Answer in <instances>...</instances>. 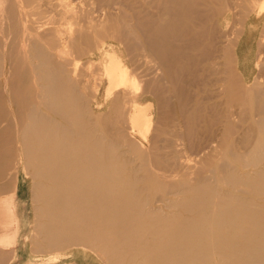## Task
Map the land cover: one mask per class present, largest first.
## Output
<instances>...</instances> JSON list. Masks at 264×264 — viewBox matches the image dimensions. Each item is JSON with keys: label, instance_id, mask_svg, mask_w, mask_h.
Segmentation results:
<instances>
[{"label": "bare ground", "instance_id": "6f19581e", "mask_svg": "<svg viewBox=\"0 0 264 264\" xmlns=\"http://www.w3.org/2000/svg\"><path fill=\"white\" fill-rule=\"evenodd\" d=\"M43 1L0 0L3 262L21 173L39 204L38 247L80 246L115 264H264V0ZM225 17L231 32L218 30ZM227 54L252 84L230 69L217 110L207 86L221 83ZM196 119L216 126L204 147L185 144ZM169 128L175 139L160 141ZM145 192L176 198L157 207Z\"/></svg>", "mask_w": 264, "mask_h": 264}, {"label": "rangeland", "instance_id": "374dc122", "mask_svg": "<svg viewBox=\"0 0 264 264\" xmlns=\"http://www.w3.org/2000/svg\"><path fill=\"white\" fill-rule=\"evenodd\" d=\"M43 2L44 3L47 2L46 4H48L49 1L48 0H44ZM128 2H129V4L130 3H132V4L135 3V2H133V0H128ZM128 12L131 14V11L130 10H128ZM34 18H37V19L42 20V21H45L46 23H48L49 21H51V17L49 15H47V14H40V15H37V17H34ZM226 19H227V17H225V19L222 20L221 26H218V30L219 31L231 32L232 31V28H234V25L233 24H230L229 27L226 26V23H225V20ZM236 26H238L239 28H241V25H236ZM249 26H252L253 27V30H254L255 40H253V41L255 43V53H256V51L258 49V44L260 42V34H261V31H262V23L254 22L253 24L248 25V27ZM121 49H122V46H121ZM122 55L124 56V54H122ZM256 57H257V55H256ZM256 57H255V64H256V61H257V58ZM126 58L127 59H130L131 57L126 54ZM136 60L137 61H136L135 65H133L132 67L139 68V70H140L141 69V64L139 63V61H138L137 58H136ZM235 64L236 63L233 62L232 59L229 58V55L228 54H227V57L225 56L222 59V64L220 65V68L223 71L222 72L220 71V73L218 75V77L221 78V83H219V85H209V86H207L208 92L211 91L212 95L213 96H216V97L212 98L210 101H208L207 102V105L210 106V105L215 104L214 107L216 106L215 108L217 110H225V109L228 108V105L226 104V99L228 97H230V95L228 96V95L222 93L220 96H217V95H219V91L217 90V88L221 87V89H223V88H226L227 86L228 87H234V85H235V81L233 80L234 79V76H235V78H236V76L237 77L240 76V75H238V73L236 71ZM139 65H140V67H138ZM230 69H231V72L234 74V76H233V78L230 81H228V84H227L225 82V79L224 78L230 76V74H231L230 73ZM256 71H257V68H256V65H255V69L253 70V72L255 73ZM239 82L244 87L252 84V82L245 84L242 81L241 77H239ZM134 88L135 87L133 86V90H134ZM2 89L5 92L7 88L3 85ZM135 91H136V88H135ZM139 91H140V89H139ZM153 103H154V101H153ZM100 106H101V110L100 111L103 112V113L109 112L111 110V103L108 102V101L105 102L104 104L100 105ZM154 106H155V109L156 110L154 109ZM154 106H153V111L157 114V112L159 111L158 110V104L157 103H154ZM188 123H189L188 124V128H186L187 131H184V132H186L185 144L189 146V144H190V141L189 140H191L193 142L194 139L197 140V138H199L200 141H201V145H199V146H203V147L206 146L209 143V141L211 140V138L213 137V133H214V130L216 129V126L213 127V126L208 125L207 123L204 124L203 122L201 124L198 119H196L194 122L192 120H190V121H188ZM170 128L167 129L169 131L166 130L165 132H163L160 135V137H159L160 141L161 140L168 139L169 137H172L173 139H175V137H174L175 134H173V136H171V134H169L170 131H171ZM190 128H191V130H190ZM153 137H154V131H152L151 134H150V141L151 142H149V144H146L147 146H151V145L153 146ZM157 146H159V147L160 146H163V143L160 142V143L157 144ZM199 149L201 150V148L198 147V145L197 146L195 145L194 149H191V151H189L187 153V155H192V158H194L195 157L194 155H196L199 152ZM168 152H169V150L166 148V149H164L162 151V154L166 155ZM205 153H206L205 155H208L209 154L208 150L207 151L205 150ZM207 163L210 164V163H214V162L213 161H208ZM132 167H134V166H132ZM164 170H166V171H163V170L159 169V171H156V173L157 174H161V173H165V172L167 173L169 171L167 168H165ZM142 174H144V173H142ZM10 175H11V170H9V169H7L5 171V173H3V175H0V180H1L0 181V200L6 199L9 196L8 195V190H9V187H10V181H9L10 180ZM3 185H5V187H6L5 189L3 188ZM4 190L5 191L7 190L6 191L7 192L6 194H4ZM144 195H147L149 197H152L151 198V201L157 207L158 206L159 207L163 206L161 202H159V203L157 202V199H158L157 197H159V199H162V200H168V199H173L174 200L176 198L175 195H171V194H167V193H163V192H145ZM10 248H11V245L10 246H6V245H3V244L0 243V264H7V262H3V261L6 259L5 257H7V256L9 257L10 256ZM109 258L107 256H103L101 254V252H100V264H115L111 260V258L110 259Z\"/></svg>", "mask_w": 264, "mask_h": 264}, {"label": "crops", "instance_id": "0c3cea01", "mask_svg": "<svg viewBox=\"0 0 264 264\" xmlns=\"http://www.w3.org/2000/svg\"><path fill=\"white\" fill-rule=\"evenodd\" d=\"M21 171L20 168L19 173ZM18 180L16 212L20 224L17 240L12 248L13 259L9 264H100L98 251L93 253L89 248L73 246L69 250H59V248L54 250L56 246L50 245L51 243L46 244L49 249L35 244L34 231L37 222L35 210L36 205L39 204L34 202L33 181L32 178H26L21 173ZM55 257L59 259L53 261Z\"/></svg>", "mask_w": 264, "mask_h": 264}]
</instances>
